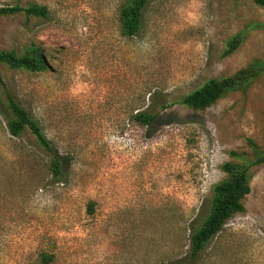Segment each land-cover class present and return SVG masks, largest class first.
<instances>
[{
    "label": "rangeland",
    "instance_id": "1",
    "mask_svg": "<svg viewBox=\"0 0 264 264\" xmlns=\"http://www.w3.org/2000/svg\"><path fill=\"white\" fill-rule=\"evenodd\" d=\"M125 2L0 0L47 9L0 16V52L43 67L0 63V264H39L40 252L53 255L50 264H170L185 255V264H264V163L252 167L243 212L188 257L223 163L251 159L248 140L264 148V67L203 110L178 103L210 78L264 63V9L253 0H150L140 32L127 37ZM234 35L239 46L223 55ZM4 89L66 159L63 180L27 131L6 132ZM167 103L149 125L133 119Z\"/></svg>",
    "mask_w": 264,
    "mask_h": 264
},
{
    "label": "trees",
    "instance_id": "2",
    "mask_svg": "<svg viewBox=\"0 0 264 264\" xmlns=\"http://www.w3.org/2000/svg\"><path fill=\"white\" fill-rule=\"evenodd\" d=\"M150 0H127L119 9V23L121 33L131 37L137 35L143 25V16ZM255 4L264 9V0H253ZM25 14L46 17L47 9L43 5L29 4L21 6L4 5L0 6V16ZM240 35H234L227 42V47L223 55L230 54L240 44ZM0 63L10 66L20 67L29 71H40L43 67L40 60L30 56H17L12 51L0 52ZM264 67L263 62H253L246 67L237 70L235 73L222 77L210 78L195 90L179 98L178 103L192 110H203L215 103L217 100L232 91L245 90L260 73ZM0 86H4L0 72ZM5 99L3 101L4 110L2 114L6 119V132L12 137H20L27 131L34 141L49 155V167L53 178L63 180L64 165L66 159L51 145L45 136L41 125L35 120L27 110L21 106L6 89L3 90ZM168 107L161 104L157 112L148 110L138 111L133 119L142 125H149L158 116L159 112ZM252 149V158L247 162L239 164L235 162H224L221 166L225 173L224 178L213 185L212 195L208 213L193 228L189 235L188 257L194 258L206 246V244L218 233L225 222L236 213L243 212L242 200L250 192V175L253 166L264 163V148H257L255 144L248 140ZM231 155H237L231 152ZM93 203H89L92 210ZM186 255L176 259L170 264H185ZM53 255L47 252H40L38 255L39 264H50L53 262Z\"/></svg>",
    "mask_w": 264,
    "mask_h": 264
}]
</instances>
